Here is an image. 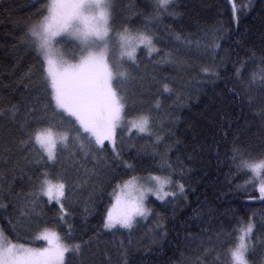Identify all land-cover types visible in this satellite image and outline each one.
<instances>
[{
  "label": "snow or ice",
  "instance_id": "1",
  "mask_svg": "<svg viewBox=\"0 0 264 264\" xmlns=\"http://www.w3.org/2000/svg\"><path fill=\"white\" fill-rule=\"evenodd\" d=\"M186 7L183 0H144L143 8L136 0H33L27 17L13 21L9 16L12 42L0 48L14 63L10 72L0 70V76L11 74L22 91L16 102L0 106V264H90L88 257L95 255L91 249L99 250L101 243L107 264H113L105 234L125 232L127 243L120 240L114 247L117 264H129L133 232L149 217L156 220L149 251L161 245L169 237L167 217L150 206V197L173 205L174 212L180 204L187 207L189 195L197 191L191 176L195 169L179 154L175 163L171 159L174 148L181 151L178 146L190 149L186 158L193 164L212 151L219 164L224 148L230 171L246 176L236 190L258 193L252 198L264 206V33L258 47L244 44L243 37L235 41L247 48V58L233 64V86L225 84L220 96V120L209 118L211 143L207 137L200 142L195 126L191 142L181 140L174 131V113L163 111L164 94L184 99V86L177 87L169 69L182 76L195 66L197 84L215 85L220 68L230 62L221 52L222 41L232 32L222 22L210 28L198 25L199 34L177 31L171 25L182 23ZM218 7L238 30L241 15L256 5L254 0L240 6L226 0ZM260 8L264 20V4ZM162 36L168 37L164 47ZM24 56L33 61L26 68L21 66ZM0 86L9 87L2 81ZM235 107L241 112L246 107L251 121L259 123L258 149H249L235 136L229 141L240 127L231 113ZM125 136L129 141L148 138L145 154L154 157V167L143 168L142 161L132 163L123 156ZM17 179L26 180L27 188L17 191ZM90 182L92 204L83 209L85 219L95 212L97 188L110 187L111 199L97 230L87 239L77 238L70 218L77 189ZM197 200L194 219L216 215ZM48 212H53L51 221ZM225 214L233 216L236 227L211 230L210 225L201 227L199 235L186 232L185 246L199 242L204 255L214 257L213 264H264V211L259 221L255 211L246 221L237 220L231 208Z\"/></svg>",
  "mask_w": 264,
  "mask_h": 264
},
{
  "label": "trees",
  "instance_id": "2",
  "mask_svg": "<svg viewBox=\"0 0 264 264\" xmlns=\"http://www.w3.org/2000/svg\"><path fill=\"white\" fill-rule=\"evenodd\" d=\"M136 2L141 8L144 7V0H136ZM244 2L245 0H237L238 6ZM32 3L33 0H0V44L7 42L10 46L12 42L9 32L13 24L10 22L9 16H11L13 21L27 17L32 10ZM122 3L127 4L128 0H122ZM225 3L226 0H183V4L187 7L181 18L182 23L178 21L171 25L177 31L183 29L186 35L199 34L198 25L210 28L219 26L218 22H222L224 27H231L232 29L230 38L222 41L224 51L221 52L222 56L230 58V62L220 68L222 76L215 85L197 84L196 80L199 79V76L198 69L195 66L189 69L186 75L182 76L169 69V73L176 76L177 87L179 88L183 84L184 99L182 102H178L176 96L169 97L168 94H164L163 111L174 113V119H176L174 131L176 137H179L181 140L191 142V127L195 126L197 131L201 133L199 137L200 142H205V137H207L206 142L211 143L212 133L210 131L209 118L215 116L217 120H220V114L217 113V109L223 107L220 102V96L225 89V84L228 87L233 86V64L238 59L244 60L247 58L245 55L247 48L236 44L235 41L243 37L244 44L249 47H258L261 41V34L264 33V20L260 18V6L264 4V0H254L256 7L251 12H245V14L241 15L238 30L235 24L230 22V18L224 10L218 7V5ZM167 42L168 37L162 36L161 47L166 46ZM21 55L24 54L21 53ZM32 62L31 57L24 56L21 66L26 68ZM13 63L14 57L5 55L3 48H0V70L10 72ZM195 63H198V61ZM14 79L11 74L0 76L2 84L9 85L7 88L0 86V106H7L8 101L14 103L19 99V92L22 89H17ZM189 80L192 83H187ZM178 103H182V106L178 107ZM231 113L238 120L240 127L238 132L229 136V141L235 136L238 137L242 145L249 149H258L261 143L258 135L260 132L259 123L251 121L250 113L246 107L243 112H241L239 107L232 108ZM245 117L249 120L247 126H245ZM165 120H167V117H165ZM235 127L234 125L233 129ZM232 131L230 130V132ZM129 143L134 144L135 147H128ZM178 147H180L181 151L177 153L174 148L170 154L171 159L175 163L176 156L179 154L188 167L195 169L191 176L192 184L196 187L197 191L189 195L187 207L184 204H180L175 207L174 212L173 205H161L159 201H155V198L150 197L153 201L150 206L162 216L167 217L166 226L169 237L161 245L152 246L151 251H149L153 236L151 229L155 227L156 220L149 217L148 220L142 221L133 232L131 238L132 245L129 247L128 253L129 264H197L198 261L199 264H213L214 257L211 255L205 256L199 242L191 246H185L184 237L186 232L199 235L201 227L208 229L210 225L211 230L236 227L237 225L233 216L225 214L229 208L236 213L237 220L242 218L245 221L253 211L257 213L256 220L259 221V213L264 211V206L261 205L260 201L252 198L253 195H258V193H245L242 188L241 190H236V185L243 187L246 176L243 173H237L234 168L230 171L229 163L223 157L224 148H221V162L219 164L214 151L204 153L203 157L193 164L186 158V152L190 149L186 150L183 146ZM138 149L142 150L139 155L137 154ZM146 151H150L147 137H134L131 141H129L127 136L124 137L123 156L132 163L142 161L143 168L154 167V157L145 154ZM88 167L90 168L91 164ZM138 167H141V165H138ZM9 179H11L10 176ZM27 186L26 180L21 181L17 179L15 181L17 191H20L22 188L26 189ZM230 189H232L231 192H229ZM110 192L111 188L107 185H105L102 192L97 188L93 195L95 212L92 215H88L85 219L83 209L85 206H91L92 204V200H89V196L92 194L91 182L83 188L77 189L75 198L78 202L74 206V216L70 218V222L75 225L77 238L82 237L83 239H87L97 230L98 225L101 223V213L109 205V200L111 199L109 196ZM223 192H229V195H221ZM197 197L200 198V202H204L215 209L216 215L208 217L206 220L194 219L192 208L198 206ZM245 205L249 206L246 207ZM52 215L53 212H48L47 218L49 221H51ZM257 227H259V224ZM105 239L110 241L107 251L112 257L113 264H117L119 253L114 245H118L120 240H124L127 243L128 235L126 232L116 237L105 234ZM104 248L105 245L101 243L99 250L95 247L91 249V252L95 253V255L88 257L90 264H107L102 254Z\"/></svg>",
  "mask_w": 264,
  "mask_h": 264
},
{
  "label": "rangeland",
  "instance_id": "3",
  "mask_svg": "<svg viewBox=\"0 0 264 264\" xmlns=\"http://www.w3.org/2000/svg\"><path fill=\"white\" fill-rule=\"evenodd\" d=\"M154 198V197H153Z\"/></svg>",
  "mask_w": 264,
  "mask_h": 264
}]
</instances>
